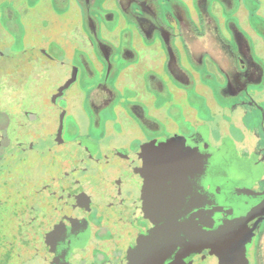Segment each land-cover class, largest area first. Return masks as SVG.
I'll list each match as a JSON object with an SVG mask.
<instances>
[{"label":"flooded vegetation","instance_id":"flooded-vegetation-1","mask_svg":"<svg viewBox=\"0 0 264 264\" xmlns=\"http://www.w3.org/2000/svg\"><path fill=\"white\" fill-rule=\"evenodd\" d=\"M105 1L104 5L99 4V10H104ZM175 1L160 4V0H113L121 6L113 28L106 25L113 17L107 11L100 17L99 28L87 17L88 33L78 29L74 32L79 45L98 48L106 66L112 67L113 53L121 52L120 60L129 62L135 52L136 62L120 66L116 74L136 72L140 86L148 85V99L127 104L128 114L124 115L133 123L127 131L119 132L127 135L125 143L103 144L112 137L108 126L98 138L77 133L65 139L68 132L63 129L52 134L47 149L66 156L68 171L60 186H39L29 197L26 191H20L21 199L27 197L30 208L22 211L19 218L18 223L24 228L19 242L9 243V248H23L39 264H125L127 253L138 238L191 204L203 215L181 235L187 251L172 264L203 260L210 256L217 240L228 242L233 238H243L244 256L248 264H254L252 258L264 239V111L255 96H263L264 90L252 89L251 95L249 87L264 80V74L247 57L245 40L237 32L240 47L236 51L220 41L212 15L222 4L230 9L229 4L214 1L212 11L206 13L204 2ZM236 3L235 12L243 14L246 5L240 0ZM240 24L246 28L243 22ZM247 28L254 51L261 55L264 30L248 25ZM115 33L111 50L98 40V34L108 39ZM205 34L219 41L231 60L229 65L222 63L224 67L219 68L212 51L197 55L190 42ZM160 48L161 52L157 50ZM87 57L97 68L102 67L99 58L92 54ZM210 81L217 84L222 98L231 100L229 104L217 103L207 84ZM103 85L100 82L96 87ZM159 94L170 98L201 94L207 102L206 115L190 106L182 112V123L174 121L171 128L163 125L156 118L161 108L155 103ZM239 96L241 99L235 100ZM149 102L153 103L150 109ZM237 107H242L243 113L233 125L242 129L243 138H250V145L236 144L229 131L230 111ZM58 109V113L63 112ZM256 111H262L263 119L244 122ZM217 116L223 124L220 131L212 129L211 117ZM43 144L32 141L20 148L38 154L45 148ZM138 171L152 175V184L146 182V193L138 190V185L143 184ZM218 234L226 238L219 239ZM21 264H28L27 260Z\"/></svg>","mask_w":264,"mask_h":264},{"label":"rangeland","instance_id":"rangeland-1","mask_svg":"<svg viewBox=\"0 0 264 264\" xmlns=\"http://www.w3.org/2000/svg\"><path fill=\"white\" fill-rule=\"evenodd\" d=\"M103 1L105 0H91L90 3L85 0H0V264H21L24 259L28 264H39L23 248H9L8 244H17L20 240L19 234L24 228L18 222L22 211L30 208L27 197L39 186H60L64 172L68 171L66 156L47 149L46 145L52 134L63 129L68 132L64 135L65 139L72 138L77 133H89L98 138L102 129L108 126L112 137L107 138L103 144L113 146L125 143L127 135L119 132L127 131L133 123L124 115L125 112L128 114L127 104H135L136 100L145 102L148 99V93H145L149 91L148 85L145 87L147 89L140 86L136 72L128 71L118 75L119 77L116 74L120 66L136 62L135 52H132L134 58L129 62L120 60L121 52L113 53L110 55L113 59L112 67L106 66L96 46L82 47L73 37L77 29L88 33L90 26L87 17L99 28L102 24L100 17L107 11L113 17L106 25L110 29L115 26L116 19L121 14V6L112 2L113 0H107L104 10H99L98 6ZM196 1L206 4V13L212 11L214 1L229 4L230 9L222 4L223 6L216 7L212 15L218 37L234 52L240 47L235 37L237 32L245 40L247 57L264 74V52L256 54L247 28L248 25L264 30V0H240L246 5V10L243 14L239 13V17L238 11L235 12L237 0ZM116 33L108 39L98 34V40L111 50ZM214 38L205 34L193 38L190 43L197 50V55L204 50L212 51L218 59L216 65L219 68L224 67L222 63L229 65L231 60ZM122 47L124 46L121 45L120 48ZM157 50L161 52V48ZM88 54L99 58L102 67L97 68L96 63L87 57ZM115 61L116 66L113 65ZM185 63L187 65L188 60ZM189 65L193 66L191 63ZM100 82L105 87H96ZM207 84L217 103L227 105L231 102L218 94L216 83L212 84L210 81ZM255 85L249 87V92L255 88L257 91L264 90V80ZM133 89L139 93H131L130 90ZM155 97L156 105L161 106L156 118L159 117V122L170 128L175 126L174 121L182 123V112L186 107L197 108L200 115H206L207 102L201 94L188 97L181 94L176 98L159 94ZM240 99L239 96L235 100ZM255 100L264 111V95L255 96ZM149 104L147 108L150 109L153 103ZM58 108L63 112L58 113ZM230 113L229 131L236 144L244 142L250 145V138H243L242 129L233 125L243 113L242 107L234 108ZM260 117L263 119L262 111H256V115L249 114L244 122L252 123ZM211 119L212 129L220 131L219 127L223 128L221 118L217 116ZM32 141H43L45 148L38 154L20 148V145ZM138 176L143 183L138 185V190L146 193L149 189L146 182L152 184V175L138 171ZM21 190L27 193L25 200L21 199ZM141 200L144 202V194L141 195ZM217 238L226 237L218 234ZM223 241L217 240L210 256L195 260L193 264H248L244 256L243 238ZM252 260L254 264H264V239Z\"/></svg>","mask_w":264,"mask_h":264},{"label":"water","instance_id":"water-1","mask_svg":"<svg viewBox=\"0 0 264 264\" xmlns=\"http://www.w3.org/2000/svg\"><path fill=\"white\" fill-rule=\"evenodd\" d=\"M202 215L197 207L187 204L169 220L138 238L135 247L128 251L125 264H172L180 260L187 251L182 236Z\"/></svg>","mask_w":264,"mask_h":264}]
</instances>
